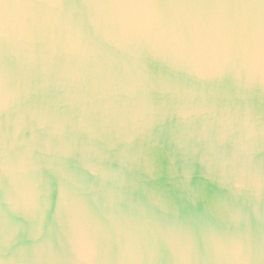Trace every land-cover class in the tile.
I'll return each instance as SVG.
<instances>
[{"label": "water", "instance_id": "1", "mask_svg": "<svg viewBox=\"0 0 264 264\" xmlns=\"http://www.w3.org/2000/svg\"><path fill=\"white\" fill-rule=\"evenodd\" d=\"M0 264H264V0H0Z\"/></svg>", "mask_w": 264, "mask_h": 264}]
</instances>
